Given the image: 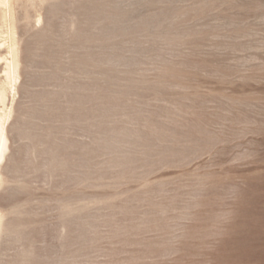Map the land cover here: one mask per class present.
<instances>
[{
  "label": "rangeland",
  "instance_id": "1",
  "mask_svg": "<svg viewBox=\"0 0 264 264\" xmlns=\"http://www.w3.org/2000/svg\"><path fill=\"white\" fill-rule=\"evenodd\" d=\"M94 1L15 7L8 124L41 106L29 92L63 94L30 118L39 140L9 134L20 166L0 175V216L30 235L0 259L264 264V0Z\"/></svg>",
  "mask_w": 264,
  "mask_h": 264
},
{
  "label": "bare ground",
  "instance_id": "2",
  "mask_svg": "<svg viewBox=\"0 0 264 264\" xmlns=\"http://www.w3.org/2000/svg\"><path fill=\"white\" fill-rule=\"evenodd\" d=\"M33 0H0V48H4L7 52L8 57L4 58V64L2 68V73L0 72V175H10V172L13 170H18L19 166L17 167L16 161V152L13 154H8L9 152V134L16 132L19 135L26 134L29 139H37L39 140L41 134L35 133L36 128L32 125L30 118H36L40 120H45L46 112L49 110V107L45 105L42 101L47 97H51L48 101H54L61 91H40V92H29L28 97L32 101L41 102V106L35 109H32L31 112L24 114L25 119L20 122H13L10 125L8 122L10 121L13 113V108L8 105L9 98L13 101L15 95L17 94L16 82L19 79V66H20V58H19V36L16 31V17L14 15L15 7L18 9H22L25 7V4L32 2ZM41 2L47 0H40ZM55 1V0H54ZM57 1V0H56ZM75 1V0H74ZM94 1V0H93ZM129 1V0H128ZM72 2V1H71ZM95 2V1H94ZM111 2V1H110ZM113 2V1H112ZM87 3V2H86ZM71 4V3H70ZM75 4V2H72ZM88 4V3H87ZM113 4V3H112ZM59 5V4H58ZM86 5V4H85ZM29 6V5H27ZM56 6V4H55ZM87 6L86 8H88ZM28 8V7H27ZM52 8V7H51ZM75 9V7H73ZM87 10V9H86ZM85 10V11H86ZM191 10V9H190ZM75 11V10H74ZM79 11V9H78ZM50 12V11H49ZM52 12V11H51ZM83 12V11H82ZM103 12V11H102ZM157 12V11H156ZM76 13V12H75ZM175 13V12H174ZM80 14V13H79ZM26 15V14H25ZM85 16V22L89 21L93 24H98L92 16L91 13H82ZM81 15V16H82ZM76 16V15H74ZM26 17V16H25ZM160 17V16H159ZM149 18V17H148ZM139 19V18H137ZM41 19L38 20L40 22ZM74 22L77 17L74 19ZM148 20V19H147ZM175 21V20H173ZM172 22V21H171ZM173 23V22H172ZM18 24V23H17ZM28 24V23H26ZM51 24V23H50ZM70 24V23H69ZM124 24V23H123ZM156 25V24H155ZM47 26V25H46ZM64 26V25H63ZM78 26V25H77ZM158 26H161L160 24ZM25 27V26H24ZM48 27V26H47ZM73 27V26H72ZM71 27V28H72ZM143 27V26H141ZM157 27V26H156ZM155 27V28H156ZM50 28V27H49ZM61 29V27L59 26ZM51 29V28H50ZM67 29V28H66ZM152 29V28H151ZM80 30V29H79ZM77 31V36L87 35L88 32L84 31ZM47 31L46 29L42 30L41 32ZM72 31V30H71ZM76 31V30H75ZM100 31V30H98ZM104 31V30H103ZM40 32V33H41ZM65 32V31H64ZM95 32V31H94ZM40 33H36L37 35ZM49 33H51L49 31ZM83 33V34H82ZM91 33V32H89ZM161 33V32H160ZM67 34V33H65ZM96 34V33H95ZM35 35V34H34ZM56 35V34H54ZM53 36V35H52ZM90 36V35H89ZM71 37V36H70ZM137 45V44H136ZM50 47V46H49ZM59 47V46H58ZM81 47V46H80ZM52 48V47H51ZM39 49L31 50L29 48L25 49L26 58H28L29 66H31L36 58H39L41 55L38 53ZM88 59V58H87ZM97 60V59H95ZM105 61V60H104ZM82 62V60H81ZM113 62V61H112ZM100 63V62H99ZM79 64V63H78ZM173 69V68H172ZM63 71V70H62ZM59 74V69L57 68L51 75V78L57 79ZM173 74V73H172ZM174 75V74H173ZM31 80L39 85L41 84V78H31ZM47 81V80H46ZM97 82V81H96ZM95 82V83H96ZM71 86V85H70ZM61 87V86H60ZM65 88H68L67 86ZM71 88V87H70ZM69 89V88H68ZM90 91V90H89ZM92 92V91H91ZM76 96V95H75ZM68 101V100H66ZM81 102V101H80ZM109 102V101H108ZM67 103V102H66ZM79 103L78 99L71 101L70 106L77 105ZM117 104V103H116ZM80 105V104H79ZM68 106V105H67ZM69 107V106H68ZM17 109V108H16ZM52 109V108H51ZM61 109V108H60ZM81 109V108H80ZM55 111V110H54ZM82 111V110H81ZM18 112H20L18 110ZM52 112V111H51ZM61 112V110H60ZM58 112V114L60 113ZM114 112V111H113ZM81 113V112H80ZM55 114V113H54ZM57 114V116H58ZM68 114V113H67ZM74 114V113H73ZM83 114V113H82ZM98 115V114H97ZM84 116V115H83ZM103 116V115H102ZM70 117V115H68ZM82 117V116H81ZM91 117V116H90ZM59 118H62L59 116ZM63 120V119H62ZM77 118L71 117L67 121L74 122ZM80 120V119H79ZM89 120V119H88ZM86 129V128H85ZM93 129V128H92ZM35 130V132H34ZM47 133V132H46ZM45 133V134H46ZM121 134V132H120ZM11 135V134H10ZM44 135V134H43ZM146 137V136H145ZM23 138V137H22ZM122 138V137H121ZM46 140V139H45ZM98 140V139H97ZM13 142V141H11ZM37 144L43 146V141H37ZM82 146V145H81ZM87 147V146H86ZM27 148V147H26ZM48 148V147H47ZM78 148V146H77ZM48 151V150H47ZM42 154L46 152V149H42ZM35 155V154H34ZM39 155V154H38ZM91 158V157H90ZM93 160V159H91ZM68 161V160H67ZM22 165H27V160L24 159L21 161ZM67 166V164H65ZM143 166V165H142ZM17 167V168H16ZM51 168V167H50ZM67 168V167H66ZM133 170V169H132ZM1 190V188H0ZM2 192V191H1ZM4 201V199H3ZM15 212V211H14ZM66 212V211H65ZM19 213V211H18ZM16 214V213H15ZM67 215V214H66ZM68 223V222H67ZM41 230V229H40ZM119 232V231H118ZM32 233V232H31ZM44 233V232H43ZM45 234V233H44ZM30 235L29 232L26 231H16L13 224L10 221H3V217L0 216V255L1 249L4 247L7 248L8 245L12 242V240H23L25 241L27 237ZM39 238V237H38ZM21 242V241H20ZM16 243V242H15ZM66 244V243H65ZM13 245V244H12ZM62 245V244H61ZM3 254V253H2ZM17 256V255H16ZM3 257V256H1ZM13 257V256H12ZM32 257L38 258L39 254H32ZM15 258V257H14ZM31 257H29V252L26 249L22 250L19 256L16 259L11 261L2 260L0 259V264H27ZM33 262V261H32ZM59 262V261H58ZM55 263V262H54Z\"/></svg>",
  "mask_w": 264,
  "mask_h": 264
}]
</instances>
